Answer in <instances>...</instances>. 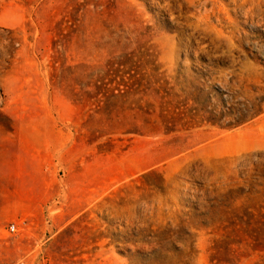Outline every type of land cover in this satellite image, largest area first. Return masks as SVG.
<instances>
[{
    "label": "rangeland",
    "instance_id": "rangeland-1",
    "mask_svg": "<svg viewBox=\"0 0 264 264\" xmlns=\"http://www.w3.org/2000/svg\"><path fill=\"white\" fill-rule=\"evenodd\" d=\"M0 264H264V0H0Z\"/></svg>",
    "mask_w": 264,
    "mask_h": 264
},
{
    "label": "built area",
    "instance_id": "built-area-1",
    "mask_svg": "<svg viewBox=\"0 0 264 264\" xmlns=\"http://www.w3.org/2000/svg\"><path fill=\"white\" fill-rule=\"evenodd\" d=\"M13 229V228H12Z\"/></svg>",
    "mask_w": 264,
    "mask_h": 264
}]
</instances>
